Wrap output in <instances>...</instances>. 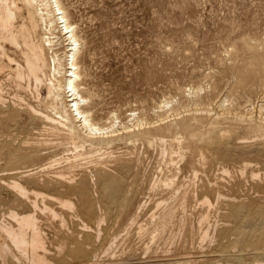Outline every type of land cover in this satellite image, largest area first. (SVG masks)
Instances as JSON below:
<instances>
[{
  "label": "bare ground",
  "instance_id": "1",
  "mask_svg": "<svg viewBox=\"0 0 264 264\" xmlns=\"http://www.w3.org/2000/svg\"><path fill=\"white\" fill-rule=\"evenodd\" d=\"M61 1L62 0H0V122L5 121L3 123V127L4 128L7 127L8 130H11L10 129L11 125H12L11 122L15 121V123H16V121H18V122L20 121L21 125H19V128H17V129H19L20 132H24V134H26V136H24V134H23V137H26V138L21 140L20 143H15L12 140L13 136H11V139H8L3 144V147L6 146V151H3V154H4L7 162L9 163V165L11 167L9 169H11L12 172L11 173L8 172L9 175L7 174L8 175L7 177L0 176V184L4 183L3 185H5L9 189H11L10 193H12L13 198L11 197V198L7 199V203H5L3 201L6 204V205L3 204V205H5V207L8 206L7 204L9 203L8 211L5 210L4 212H2L3 214L5 212H8L9 215L8 214L7 215L9 218L7 217V220H4V217L0 216L1 218H3V220H0V264H111V262H108V261L106 262V260L103 263L102 260L104 259V257L102 258L101 255H100L101 258H99V260L102 259L101 260L102 263H99L101 261H98V259H97V256H98L97 250H98V247L100 248V250L101 249L104 250V248H105V250L107 251V252L106 251L105 252L108 253V255H109L108 250L110 251L112 246L113 247L115 245L117 246V243L115 244V241L118 242L119 240H122V239H118L117 238L118 236H115V237L112 236L113 237L112 238L110 236L109 231H108L109 234H107L106 231L109 230L110 227L113 226V224L109 227V226H106L104 223L103 225L106 227H109V229H107L106 231L101 230L102 229V227H101L102 222H104L109 217V215L112 214L113 211H115L111 207V210L113 209V211L110 210V214L108 212V210H109L108 208L112 205V203L119 204L120 206H122V209H123V207H125V205L127 207H128V205H130V207H132L130 215H129L130 217L129 218L126 217L127 219H129V221L127 222L126 228H125L127 230H125L126 232L123 231V234H125V233L131 234V231L128 228L133 224H137L136 222L138 221V217L140 219L139 214L141 213V211H143L148 205H150L149 210H148V215H146L148 217H145L146 219L144 218V216H143L144 219L141 218L142 221L144 220V222H141V223L139 222V224H140L138 226L139 229L136 232V234H137L136 236H139L141 238V240H143L142 242L145 241L146 236L149 237V241L152 244H154L155 242L160 243V241H163L167 237L168 234H169L168 237L171 238L172 237L171 234L173 233V229L175 228V226H178L179 232L185 234V235H183L186 238L185 240H190L192 242V244H193V241H195V242L197 241L196 245L202 246V244L204 243L203 242L204 240H206V239L208 240L209 238L214 239L213 237H211V233H210L211 225L210 224L208 225V221L210 219L209 216L212 217L210 214V211H211L210 205H212L211 203H213L209 197V193L214 189L215 185L213 187L212 183H214L215 181H213V180L210 181L211 182V184H210V182H209L210 177L208 176V173H210V172L205 173L206 170H204V173L207 174V176H208L207 177L209 179V180L207 179L208 182H206V179H203V182H202L203 184L200 185L199 192L198 193L195 191L190 192V190H189L191 187L190 183H192L196 180L192 179L193 180V181L191 180L192 182L190 180H188V182L190 181V183H189L190 187L188 188L186 186V185H188L187 183L183 187L182 185L184 183L183 184L180 183L183 178H181L180 182L178 181L179 173L181 170L179 167L180 165L177 166V163L186 159L187 165L188 166L190 165L194 169V173L196 175L197 174L196 171L198 169L195 167L196 165H194L195 164L194 159H195V155H196L195 150H197L196 148L198 147L199 148L198 151H199L200 146H202V144H203V145L207 146L208 152L210 150L212 151V149H210V150L208 149V143H210L211 138L215 139V138H213L214 136H212V135L214 133H216V136H217L218 131L211 125H210L211 127L208 126L209 128H207L206 131L200 130L199 127L197 126L198 124L200 125V123H198L196 125L195 123L192 122V120L194 118H196L192 114L193 118L189 116L188 119H185V120L183 119L179 123L180 128H181V130L179 132L182 131V133L184 132L185 135L187 136V143L185 142L183 144L181 141L183 136H182V138L179 137L180 139L178 138V136H177V138L174 137L175 135L173 136V133H174L173 131H175L176 128H174V130H172L173 128L170 126V124L167 125V128H165L163 126H153V124L150 126H148V125L146 126V124H149L151 122L149 121L147 123V120L145 122H143L145 119L141 120L142 119L141 118L140 120L137 119L136 123L133 122L132 125H128L129 122H128V124H126V121H125V124L123 122H121L124 125L122 124V127L118 128V127H116L117 125H115V122H118L117 120L116 121L114 120L115 122H112V120L110 119V121L112 123L107 127L103 126V124L101 126V125H99V122L97 123V121H94L92 118L93 115L91 116L89 109L84 105V103H85L84 101L87 100V97H85V94L83 95V92L81 93V91H80L81 84L84 83L82 81V75L85 73H83V71H81L80 65L82 64V62H79V60H78V59H80V58H78V54H80L79 53L80 52V41H79V38L77 37V33H76L77 27L75 26L74 22H72L70 20V18H69L70 15L68 14L66 7H64V4H62L63 2H61ZM56 29H58V30H56ZM55 30L59 31L60 36L54 35V33H56ZM56 37L62 38L61 42H64L63 43L64 44V51H63L62 56H59L57 53H55L53 51V45H55L54 38H56ZM49 50H52V51H50V53H49ZM79 63H81V64L79 65ZM263 63H261V59H260L259 61L256 60V62L251 63V66L248 65L249 69L246 71V74L245 73L243 74V77L259 76L260 80L264 81V64ZM1 78H2V80H1ZM3 79L5 81H8V83L7 82L4 83ZM6 84L11 86L9 88L13 89L12 90L13 92L9 91L8 89L6 92V87H8V86H5ZM43 87L45 88V91H46L45 95H43V92H42ZM31 90L33 91L31 93H33L34 99H36V100H28L26 98V96L23 94V92L31 91ZM11 93L13 95V96L11 95L12 98L10 97ZM245 101H246V99H245ZM207 105H205V106H207ZM238 105H240V104H238ZM263 105H264V103H263ZM184 106L185 105H183V108H184ZM186 106H188V105H186ZM203 106H204V104H203ZM176 107H178L177 104H176ZM188 108H191V107H188ZM192 108L187 109L186 113H187V111L191 112ZM208 108H204V109L209 110ZM263 109L264 108H262V110ZM202 110H203V108H202ZM226 110L227 109H225V111ZM51 111H53L54 113ZM177 111L174 113L175 115L180 114V111L178 113H177ZM198 111L201 112V110H198ZM164 112H167V110L166 111L163 110V113ZM168 112H169V110H168ZM163 113H161V114H163ZM209 113H211V112H209ZM219 113H217V116L214 115V118H215V119L213 118L214 120H217V119L219 120V118H221V117L216 118L219 116L218 115ZM235 113H236V111H235ZM164 114H167V113H164ZM227 114H230V113L227 112ZM227 114H225V115H227ZM249 114H250V112L246 113V114L244 113L242 115L240 114L239 115L240 117H236L237 114L236 115L234 114V115H235V118L239 119L240 121L242 120L243 122H245V124L247 121L248 128L250 127L249 132H251V131L260 132L261 131L263 133L264 121H263V123H261L262 121L257 122V123H252L253 122L252 120H254L255 118L252 119V117ZM163 115H161V117ZM220 115H221V113H220ZM222 115H223V112H222ZM170 116H172V114H170ZM208 116H210V115H208ZM253 116L255 117V115H253ZM137 117H140V116H137ZM170 118H172V117H170ZM228 118L229 117H227V119ZM262 118H264V116ZM162 119H163V117H162ZM213 119H211V120H213ZM225 119H226V117H225ZM229 119H230V122H231V119L233 120V118H229ZM148 120H150V119H148ZM195 120H197V119H195ZM211 120H210L209 124H211ZM239 120H237V121H239ZM202 121H203V119H202ZM259 121H260V119H259ZM18 122H17V124H18ZM154 122L155 121H153V123ZM207 122H209V121H207ZM220 122H222V121H220ZM216 123L218 124L219 121ZM215 124H214V126H215ZM230 124L231 123H229V126H230ZM141 125H143V126H141ZM201 125H202V122H201ZM212 125H213V122H212ZM224 125H226V124H224ZM138 126H141V127L139 128ZM222 126H223V124L221 125V127ZM238 126H240V125H238ZM241 127L243 128V124ZM244 127H246V125H244ZM143 128H145V129H143ZM17 129L14 128V131H17ZM246 129H247V127H246ZM2 130H5V129H2ZM55 130H57V131H55ZM153 130L155 131L154 135H152V133H154ZM237 130H238V128H237ZM237 130L235 129V131H237ZM239 130L241 131L242 129H239ZM247 130H245L247 132L246 135H248V133H249ZM46 131H52V132L54 131V133H55L54 135H56L57 137L60 134L62 136V138L66 140V145H67V143L68 144L71 143V145L64 147L63 146L64 145L63 139L62 140L60 139L62 142L59 143L60 140H58L56 142H52L53 140H52V138L50 139V136L49 137L46 136V138H45V135H44V137H42V135L44 134L43 132H46ZM151 131H153V132L151 133ZM167 132H168V135H166ZM220 132H221V130H220ZM221 133L222 134L218 133V135L220 134L219 135V136H221L220 138L223 139V137H222L223 132H221ZM45 134H47V133H45ZM50 134H52V133H50ZM178 134H180V133H178ZM243 134H245V133L243 132ZM180 135H182V134H180ZM260 135H262V134H260ZM20 136H21V134H20ZM20 136H18V137H20ZM56 136H55V140L57 139ZM156 136H159L158 142L160 145H162V149H161L162 151L161 152L164 153L163 154V157H164L163 160L166 158L165 159L166 160L165 162L167 163V166H165L166 171L164 172V170L162 169V168H164V166H163L160 170V173H158L159 172L158 171L157 172L158 174L156 173V175H154V173H153V176H152V173L150 172L151 176H149V178H148L147 191H146V189L144 191V188H143V191L145 192V194H144L145 199L141 198V200H139L138 203L136 201V204H137L136 206H134V205L131 206L133 195H129V194L134 193V196H135V193L137 192L136 190L139 189L138 185L140 186V184H138L139 183L138 182L139 176L144 174V171L139 173L141 171L142 167L140 168V171H139V169H137V167L139 168L138 158H128L129 157L128 155H126V158H125V156L124 157L120 156L119 154H120V152H122L123 149H119V150H121L120 152L117 150V152H119V153H117L115 148H114L113 143L116 140L118 141V140L123 139V140H127L126 144L127 143L129 144L130 139H133L136 137L135 141H136V139H142L145 141L144 143H146L148 145V143L150 144L152 142V140L154 139V137H156ZM164 136H166L165 137L166 139H164ZM167 136H169V137L173 136L174 137V138L172 137L173 139H171V137H170L171 140L169 139L170 140V142L168 143L169 149L166 147L167 142L166 143L164 142L167 140ZM250 136H249L248 140H250ZM3 137L5 138V136H3ZM238 137H240V136L238 135ZM238 137H236V138H238ZM242 137H243V135H242ZM8 138H10V137H8ZM259 138H258V140H259ZM230 139H232V138L229 137V140ZM123 140H121V141H123ZM233 140H234V138H233ZM239 140H242V139L239 138L238 141ZM248 140L246 142H248L251 145L255 144V146H256V143L253 142V140H251V142H253V143H251ZM256 140H257V138L255 139V141ZM262 140H264V138ZM16 141H18V139H16ZM138 141H140V140H138ZM138 141H136V142H138ZM235 141H237V140H235ZM244 141L245 140H243L242 142H244ZM211 142H213V140ZM215 142H217V140ZM224 142H226V141H224ZM232 142L230 140V143H232ZM239 142H241V141H239ZM230 143L227 142V144H230ZM233 143H235V142H233ZM233 143H232V145H233ZM248 143L245 144V142H244L243 144L246 146H251ZM124 144H122V145H124ZM191 144H194V147H192ZM263 144H262V146H263ZM118 145H120V144H118ZM132 145H134V144H132ZM214 145L217 147L216 144H214ZM226 145H224V146H226ZM236 145L237 144H235V146ZM129 146H131V145L129 144ZM135 146L136 145L132 146L131 149ZM224 146H223V148H224ZM246 146H245V148L249 149L248 151H251L250 148H247ZM257 146L259 147V145H257ZM257 146H256V151H254V150H252V151L257 152V150H258ZM118 147H120V146H118ZM187 147H188V149L190 147H192L195 150L192 149V151L188 152L186 150ZM231 147H230V150L228 149L229 152L231 150H236L235 148L231 149ZM113 148L118 155L117 154L115 155ZM121 148H123V147H121ZM143 148H144V145L142 146V149ZM148 148H149V145H148ZM236 148H238V146ZM3 149H5V148H3ZM131 149H130V151H131ZM135 149L137 151L138 148L135 147ZM142 149L140 148L138 150L140 151ZM240 149L243 150L242 148H240ZM251 149H253V148H251ZM263 149H264V147L262 148V150ZM44 150L47 151L46 155L44 154L45 152H43ZM126 150L123 151V152H125V154L127 152L130 153V151L126 152ZM149 150H148V153H149ZM202 150H204V149H201L199 151L200 153L197 152V154H198L197 157L200 155V157H199L200 159L197 160V162L199 161V163H200L201 159L207 158L204 155L206 153V151H205V153H203ZM213 150H214V148H213ZM259 150H261V148H259ZM67 151H68V153H65ZM222 151H223V149H222ZM236 151L238 153L239 150L237 149ZM236 151H235V153H236ZM245 151H247V150H245ZM91 152H93V153H91ZM145 152H146V149H145ZM208 152L206 154L207 156H208ZM221 152H219V153H221ZM62 153H64V154H62ZM113 153H114V155H113ZM131 153H132V151H131ZM131 153H130V155H131ZM139 153H142V152H139ZM248 153L249 152H246V155ZM58 154L59 155L62 154V155H60L61 157L60 156L57 157ZM132 154H134V153H132ZM137 154H136V156H137ZM250 154H251V152H250ZM254 154H256V153H254ZM71 155H72V157H70ZM148 155L145 154L144 156H148ZM252 155H253V152H252ZM261 155H262V153H261ZM47 156H48V159L50 158L51 160L46 159L48 161L44 160L45 162H39V163L36 162V163L32 164L36 160H39V159H41L43 157H47ZM134 156H135V154H134ZM161 156H162V154H161ZM214 156L215 155H213V157ZM219 156L221 157L222 154H220ZM258 156H260V154H258ZM62 157H65V159H67L66 160L67 166H63L64 163H62V165H60L61 164L60 162L62 161ZM131 157H133V156H131ZM210 158L208 157V159H210ZM214 158L216 160V157H214ZM234 158H235V156H234ZM65 159H64V161H65ZM146 159L147 158H145L143 160L146 161ZM157 159H159V158H157ZM161 159H162V157H161ZM222 159H218V160L221 161ZM149 160H148V163H149ZM205 161L207 162V160H205ZM219 161L217 163V166L219 165L221 167V163L219 164ZM232 161H234V160H232ZM242 161L239 164H241L240 166L243 170L246 169L245 171H247L248 164H245V163L243 164ZM249 161H251V160L249 159ZM254 161H257V160L255 159ZM151 162H152V160H151ZM225 162H226V160H225ZM245 162H247V161H245ZM258 162H260V161H258ZM8 163H7V166H8ZM146 163H147V161H146ZM56 164H58L57 168L55 167ZM208 164L209 163H207L206 165H208ZM213 164H215V163H213ZM2 165L4 166L5 163L3 164V162H2ZM31 165H33V167ZM199 165L203 166V164L201 165V163ZM232 165H234V164L232 163ZM258 165H256V166L258 167ZM151 166H153V165H151ZM222 166H225V168L223 167V169L222 168L220 169L218 167V168H216V170L220 169L221 172L227 171V173H228V170L226 169V167H229V166H226L224 164ZM234 166H233V168L236 169L235 168L236 166L235 167ZM143 167H144V165H143ZM214 167H215V165L212 168H214ZM238 167H237V169H238ZM147 168L149 169L150 167H147ZM147 168H145V169H147ZM151 168H153V167H151ZM181 168H183V167H181ZM195 169H197V170L195 171ZM203 169H206V168H203ZM230 169H232L231 166H230ZM234 169L231 170V174L235 173L234 175H236L237 172L239 171V169L237 172ZM258 169L259 170H255L254 166H253V168L252 167L250 168V172L252 173L253 177L254 176L259 177V176L255 175L254 172L262 170V169L260 170V165H259ZM216 170H215V173L218 172L217 173L218 177H220L221 174H222V176L224 175L223 172L221 173L219 170H217V172H216ZM153 171L155 172L154 169H153ZM182 171H183V169H182ZM188 171L191 172L192 170H188ZM212 171L214 172L213 169H212ZM233 171H235V172H233ZM262 171L259 173H262ZM2 172H5V171H2ZM2 172L0 171V174ZM219 172H220V175H219ZM6 173H7V171H6ZM139 174H141V175H139ZM185 174L183 175V177L185 176ZM225 174H226V172H225ZM262 174L259 177V179H261V181H262V179H264V177L261 178L263 176ZM190 175H191V173H190ZM195 175L193 177H195ZM210 175H212V172ZM242 175H243V177H245V179H247V180L249 179V178H246L247 176H244V173L241 174L240 176H242ZM246 175H248V174H246ZM188 176H189V172H188ZM198 176H200V175H198ZM198 176H197V178H198ZM216 177L217 176H215L214 178H216ZM243 177H241V178H243ZM142 178H144V177H141V179ZM189 178H190V176H189ZM189 178H187V179H189ZM197 178H195V179H197ZM202 178L203 177L201 176V179ZM232 178L236 179L237 177L236 178L232 177ZM220 179L224 180L223 178H220ZM129 180H131V181L134 180V181L129 182ZM136 180L138 182L137 184L135 182ZM145 180H147V179H145ZM184 180H185V177H184ZM204 180H205V182H204ZM222 180L220 182H222V184H223L224 181H222ZM247 180H246V183H247ZM253 180H254V178H253ZM255 180H256V178H255ZM141 181L143 182L144 179ZM198 181L200 182V180H198ZM228 181L226 180V182H228ZM232 181H235V180H232ZM232 181H230V182L232 183ZM242 181H243V179H242ZM250 181H251V176H250ZM134 182H135V184H134ZM144 182H143V184H144ZM230 182H228V183H230ZM258 182H260V181L258 180ZM263 182H264V180H263ZM246 183H245V185H248ZM251 183H252V181H251ZM255 183H257V182H255ZM234 184L237 186L236 183H234ZM238 184H239V182H238ZM242 184H244V183H242ZM260 184H259V186H260ZM3 185H1V186H3ZM219 185L222 186L221 183ZM257 185H258V183H257ZM223 186H229V185L223 184ZM235 187L233 190H235ZM240 187H242V186H240ZM240 187L237 188V190L238 189L243 190V188L245 186H243L242 189H240ZM246 187H249V186H246ZM46 188L53 190V193H49L48 191H50V190H47ZM227 188L228 187H226L225 189L227 190ZM254 188H258V187L256 186ZM3 189H6V188H3ZM226 190H224V191H226ZM251 190H254V189L252 188ZM259 190H260V187H259L258 191ZM220 191L221 190L218 189L217 194H219ZM230 191H231V187H230ZM244 191H246V190H244ZM244 191H242V192H244ZM247 191H248V188H247ZM258 191H254V195H255V192H257L256 193L257 195H260V194H258ZM260 191H259V193H262ZM262 191H263V189H262ZM235 192H236V190H235ZM231 193H232V191H231ZM233 193H234V191H233ZM139 194H141V193H139ZM219 195L221 196V195H223V193H220ZM225 195H227V194H224V196ZM231 195L228 194L227 196H229L230 199H232L236 196V195L234 196V194H233L234 197L231 198L230 197ZM242 195H244V193ZM257 195H255V196L257 197ZM120 196H123V198H119ZM130 196H131V198H130ZM217 197L219 198V196H217ZM240 197H242V196L240 195ZM256 197H252V199H254V198L257 199ZM259 197H258V199H260ZM223 198L224 197L222 196V199ZM244 198H245V196H244ZM220 199H218V200L215 199V200L219 201ZM230 199L225 197L222 201H223V203L224 202L228 203V205L232 204L233 208L231 210V213L233 215H236L239 213V210L236 208V205L238 204L237 203L238 200L241 198H239V199L236 198V199H238L237 202L232 201ZM248 199L246 198L245 200L246 201L248 200V202L253 201V200L251 201L250 198H248ZM262 199L264 201V198H262ZM134 200H136V199L135 198L133 199V203H134ZM137 200H138V198H137ZM245 200H241V201H245ZM2 203H0V204H2ZM220 203L221 202H218V204H220ZM55 204H57L58 206L56 207ZM218 204H216V206ZM113 205L115 208V204H113ZM225 205H227V204H225ZM250 205H254V204L252 203ZM257 205H259V204L257 203ZM102 206H103V208H102ZM238 207H247L246 211L248 213L246 212V214H248V218H246V217H244V218H246L245 220L247 221L246 223H248V224L254 223V221L256 219V218L254 219V217L258 212H261L262 214H264V206H261V203H260V206H258V207L257 206L251 207L249 205L247 206L246 203L240 204V202H239ZM116 208H117V206H116ZM214 208L215 207H213L212 209H214ZM216 208H218V207H216ZM223 208H221L222 209V211L220 210L221 212H223ZM219 209L220 208H218V211H219ZM119 210H121V209H119ZM189 210H190V212L187 213ZM126 211H127V209H126ZM118 212H120V211H118ZM118 212H116V213H118ZM121 212H122V210H121ZM120 213H119V215H120ZM127 213H128V211H127ZM226 213H227V211H226ZM194 214L198 215V217H196V218H198V223H199V224L197 223V225H198L197 229L194 226V224L192 223V220L194 221V219L192 218V217H194ZM213 214H214V212H213ZM220 214L221 213H219V217H221ZM243 214L244 213H242V215ZM222 215H223V213H222ZM48 217L49 218L50 217H53V218L57 217L59 219V227L57 226L58 228H56V227L54 228L52 226L53 223H49V225H45V226L51 225L52 228H54L55 230L58 229L56 232L51 233L52 234L51 237L48 236L49 231H48V233L46 232L47 229L45 230V226H43V223H42V220L43 219L47 220ZM67 217H70V220L73 217H77L80 220V222L78 221L79 223L76 222L77 219H76V221L74 220L75 223L73 224L74 221H72L73 220L72 219L71 220L72 222L70 224V225L73 224L74 227L79 225L78 226L79 230L76 229V227L74 228L73 225H72V227L68 226L69 225L68 224L69 218L67 219ZM119 217L116 214L115 218H119ZM219 217H218V219H220ZM110 218H108V219H110ZM112 218H114V217H112ZM237 218H238V216H237ZM85 219L88 221H86ZM222 219H225V218L222 217ZM227 219H228V217H227ZM239 219H242V218L240 217ZM258 219H256V221ZM112 220H111V222H112ZM228 220L234 221L233 217H232V220L230 218ZM47 221H49V220H47ZM50 221H55V220H50ZM107 221H106V223H108ZM114 221H117V219H114ZM218 221L220 222V220H218ZM261 221H259V223ZM55 222H54V224H55ZM117 222H118V224L115 223L116 224L115 226H116V228H118V231L120 230V232L122 233L121 229L117 226V225H120L119 224L120 221H117ZM219 222L217 224L220 225ZM228 222H224V223L230 224V222L229 223ZM237 222H234V224ZM209 223H211V221H209ZM222 223L223 222H221V224ZM232 223L230 224L231 225L230 227L233 229ZM242 223L244 224L245 222L242 221ZM213 224H216V223H214V221H213ZM213 224H212V226H213ZM240 224H241V222H240ZM258 224H255L256 228L257 227L262 228V226L264 225L263 223H262L263 224L262 226H260ZM219 225H216V227ZM51 226H50V228H51ZM55 226H56V224H55ZM220 226H222V225H220ZM223 226H225L227 228L228 225L226 226L223 224ZM122 227L124 228L123 225H122ZM214 227H215V225H214ZM214 227H212L213 230H215ZM230 227H228V228H230ZM241 227H243V226H241ZM170 228H171V230L169 231ZM209 228H210V230H209ZM217 228H220V231L224 230V228H222L223 229L222 230L221 227H217ZM239 228H240V226H238V229ZM261 228H258V229H261ZM258 229L256 230V232H258ZM176 230L177 229H175V231ZM213 230H212V232H213ZM110 231H112V230H110ZM168 231L170 233H168ZM216 231H218V230H216ZM250 231H252V230H250ZM50 232H51V229H50ZM101 232H106L107 235L105 237L103 236L104 238H103L102 242L99 241L100 245L98 246L96 244V241H98L97 238H99L101 236ZM229 232H230V230H229ZM216 233L218 234L220 232L218 231ZM233 233H235V232H233ZM237 233H238V235H237ZM237 233H235V235H237L239 238L236 240V242H235L236 236L235 237H229V235H228V237L231 238L232 240L234 238V242H233L234 244L233 245L229 244V245H227L228 246L227 247L226 244L225 245H220V244L218 245L217 244L218 246L213 248V250H210L211 253H209L210 251L200 250V251H196V252H189L188 254H186L187 252L186 253L182 252L184 254V256L180 255V254L177 255V253L174 254L172 252H171L172 256H169L168 258H166V256H164V254H163V256L166 258V260H170L171 262H174L175 264H192V263L194 264L197 261H201V263H203V261H204V263H205V261H206V263L212 262L211 264H216V263L222 264L223 261L224 262L225 261H228V262L234 261V262H240L238 264H242L241 262L243 261L244 256H246L247 258L249 257L250 260L251 259L253 260V262L251 264H262V262H264V259H263L264 258V232L262 231V233L258 232L259 234L251 235V234H248V232L245 229L241 228L240 230L237 231ZM117 234H120V233H117ZM123 234H122V236H124ZM223 234L224 233L221 234L222 236L220 235L218 237L224 238ZM114 235H116V234L114 233ZM134 235H135V233H134ZM174 235H173V237H175ZM177 235L175 238H177ZM58 236H59V238H58ZM119 236L121 237V234ZM131 236H132V234H131ZM231 236H234V235L231 234ZM127 237H128V239H130V235ZM121 238H123V237H121ZM134 238H135V236H134ZM175 238H174V240H175ZM180 238H182V237L180 236ZM221 238L219 239V242H220V240H222ZM171 239H173V238H171ZM211 239H209V243H210ZM224 239L226 240V238H224ZM123 240H125V239H123ZM134 240H136V239H134ZM180 240L181 239H179V241ZM129 241H131V240H129ZM129 241H127V242H129ZM136 241L135 242L133 241L135 243V245H136ZM165 241L166 240H164V242ZM168 241H169V238H168ZM213 241L217 242L218 240L214 239ZM147 242L148 241L146 240V243ZM150 242L148 244H146L144 242L148 246L145 247V245H144V248L142 246L143 249H141V251H139L137 249L138 246L136 249H134V250H138L139 252H141L142 253L141 255L144 256L143 258L137 257L135 255V252L133 253L130 250L131 253H130V251H129V253L130 254L133 253L136 257H134L132 254V257L128 256L129 259L127 258L128 259V260L126 259L127 261H125V259H123L124 258L123 257V258L115 259L116 262H114V260H111V261H113L112 263H114V264H148V263H157L158 262V264H159V262H161V260H162L160 257H162V256H160L157 252H159V250L163 249V248H159V250L157 252L154 251L158 255L153 252L154 254L150 253L148 256H145L146 253H148L151 250ZM228 242H230V241H228ZM118 243H120V242H118ZM159 243H158V245H159ZM167 243H169V242H167ZM171 243H169V245ZM182 243L184 245V242H182ZM197 243H199V244H197ZM222 243H224V242H222ZM238 243H240V244L241 243H244V244L250 243L251 248L245 250L243 248V246H241V245L239 246ZM113 244H115V245H113ZM121 244H120V246H122L121 248H123L124 246ZM130 244L131 243H128V246H130ZM179 244H181V242ZM192 244H190V245H192ZM132 245L133 244H131V246ZM158 245H156V247ZM206 245H204V246H206ZM128 246H127L126 251L129 250ZM133 246L131 247V249H133ZM174 246H176V245H174ZM180 246L182 247V245H180ZM184 246H183V248H184ZM193 246L194 245H192V249H193ZM210 246L207 245V247H209V248H210ZM117 247H116V249H117ZM152 247H153V245H152ZM162 247H163V244H162ZM212 247H213V244H212ZM234 247H239V248L233 249ZM154 248H152V249H154ZM168 248H169V246H168ZM171 248H174V247H171ZM123 249H121V250H123ZM165 249H163V251ZM175 249L178 250L177 247ZM200 249H202V247H200ZM203 249H206V248L204 247ZM114 250H115V248H114ZM138 251H136V252L139 254ZM171 251H173V249H171ZM119 252H118V254L121 255V253H119ZM165 252L168 253L166 250H165ZM103 253H104V251H103ZM116 253H117V251H116ZM116 253L113 252L114 255H112V256L115 257ZM124 253H123V255L126 254V253L125 254ZM118 254H116L117 257L120 256ZM105 255H103V256H105ZM110 256H111V254H110ZM114 257H111V259ZM260 260H263V261L260 262ZM171 262L170 263L167 262V263L171 264ZM246 263H248V260ZM198 264H200V263H198Z\"/></svg>",
  "mask_w": 264,
  "mask_h": 264
},
{
  "label": "rangeland",
  "instance_id": "2",
  "mask_svg": "<svg viewBox=\"0 0 264 264\" xmlns=\"http://www.w3.org/2000/svg\"><path fill=\"white\" fill-rule=\"evenodd\" d=\"M61 2H63L62 4H64V7H66L68 14L70 15L69 16L70 20L72 22H74L75 26L77 27L76 33H77V37L79 38V41H80V52H79L80 54H78V58H80V59H78V60H79V62H82V64L79 63V65L81 64L80 65L81 71H83V73H85V74L82 73L83 74L82 75V81L84 83L81 84L80 91H81V93L83 92V95L85 94V97H87L88 101L87 100L84 101L85 102L84 105L89 109L91 116L93 115L92 118L94 121H97V123L99 122V125H101V126L103 124V126L107 127L112 122H115L117 120L118 122H115V125H117L116 127H118V128H121L122 124L123 123L125 124V121H126V124H128V122H129L128 125H132L133 122L136 123L137 119L140 120L141 118H142L141 120L145 119L143 122H145L146 120H147V123L149 121L151 122L149 124H146V126L147 125L150 126L153 124V126H163V127L167 128V125L170 124V126L173 128L172 130H174V128H176V130L173 131L174 132L173 136L175 135L174 137H176V138H177V136H178V138L179 137L182 138V136H183L181 141L184 144L185 142L187 143V136L185 135L184 132L183 133H182V131L179 132L181 130L179 123L183 119L184 120L188 119L189 116L193 118V116H192V114H193L194 117H196V118H194L192 120V122L195 123L196 125L198 123H200V125L199 124L197 125L200 130L206 131L207 128L213 126L218 131V133L222 134L221 132H223V136H222L223 139L220 138L221 137V136H219L220 134L218 135V133H217V136H216V133H214L215 135L212 133L213 134L212 136H214L213 138H215V139L211 138L210 143H208V149L209 150L212 149V151L210 150L208 152L207 146H205L203 144H202V146H200V150L204 149V150H202L203 153H205V151H206V153L204 155L207 157L206 159L200 160V163H201V165L203 164V166L199 165L200 164L199 161L197 162V160L200 159L199 158L200 155L197 157V155H198L197 152L200 151V150L198 151L199 148L197 147L196 148L197 150L192 148V147H194V144H191L192 147L189 148L190 150L188 149V147H187V149L185 148L188 152L192 151V149L196 151V155H195V159H194V161H195L194 165H196L195 167L200 171L199 172L197 169H195V171L197 170L196 173L200 176H198L197 174L195 175L194 169L190 165L189 166L187 165L186 159L177 163V166L180 165L179 167L181 170L179 173L178 181L180 182L181 178H183L180 182L182 184L184 183L182 185L183 187L187 183L188 185H186V186L189 188L190 187L189 183L192 179L197 181V182L196 181L192 182L193 180L191 181L192 183H190L191 187L189 189L190 192L195 191L198 193L199 189H200V185L203 184L202 183L203 179H206V182H208L209 179H210L209 182L212 180L215 181L214 183H212V186L214 187V185H215V187L209 193V197H210L211 201L213 202V203H211L212 205H210V208H211L210 210L212 211V212L210 211V214L212 217L214 216L215 218L213 217L214 218L213 219L212 217L209 216V218H210L209 221H211V223H209V221H208V225L209 224L211 225V227H210L211 230L209 228L210 233H211V237H213L215 240H218L217 241L218 243L216 241H213L214 239L209 238L212 240V241L210 240L211 244L209 243V239L208 240L206 239L207 241L204 240L203 241L204 243L202 244V246L196 245L197 241L196 242L193 241V244H192V242L190 240H185L186 238L183 236L185 234L179 232L178 226H175V228L173 229V233L175 235L173 233L171 234L172 235L171 238H173V239L168 237V235H169L168 234L167 237L164 239V240H166L165 242H164V240L160 241L161 244L159 242H155L154 244H152L149 241V237L146 236L144 242L146 243V240L148 241L146 244H148L150 242L151 250L148 253H146L145 256H148L150 253L154 254L155 252H157L159 250V248L165 249L166 247L168 248V246H169L170 249L169 248L165 249L168 253H166L165 250L163 251V249H160L159 252H157L160 256H162V257L159 256L162 259L161 260L162 263L159 262V264L160 263L161 264H163V263L169 264L171 261L166 260V258H168L169 256H172V253H174V254L177 253V255L180 254V255L184 256L183 253H186V252H187L186 254H188L189 252H196V251H200V250H203V251L213 250V248H215L219 244L220 245L226 244V246L229 244L233 245L234 244L233 243L234 238L232 240L229 237H235L236 236L235 237V242H236V240L239 238L237 236L238 235L237 231L240 230L241 228L245 229L248 232V234H251V235L262 233V231L264 232V225H263L264 224V214H262L261 212H258L255 215L254 219L255 218L258 219L260 217L258 220L259 221L262 220L261 222L263 223V224L261 222L259 223V221L258 220L256 221V219H255V221H254L255 224L259 223L258 225H260V226L263 225L262 228L261 227L256 228V225L254 223L253 224L246 223L247 221L245 219L248 218V214H246L247 207H238L239 202H240V204L246 203L247 206L249 205L251 207H256V206L258 207V206H260V203H261V206H264V201L262 199V198H264V182H263L264 179H262V181H261V179H259V177L262 173H263L262 174L263 176L261 178L264 177V153H263L264 149L262 150V148L264 147V144H263L264 140H262L264 138V136H263L264 131H263V133L261 131H260L261 133L256 132V131H251L252 133L254 132L252 134L251 132H249L250 127L248 128L247 121L245 124V122H243L242 120L240 121L239 119L235 118L236 114H237L236 117H240L239 116L240 114L242 115L244 113L246 114V113L250 112L249 115L252 117V119L255 118L254 120H252L253 121L252 123H257V122H261V121H262L261 123H263V121H264L263 120L264 118H262L264 116V109L262 110V108H264V105H263V103H264V81L260 80L259 76L243 77V74L244 73L246 74V71L249 69L248 65L251 66V63L256 62V60L259 61L260 59H261V63L264 62V0H62ZM56 30H58V29H56ZM56 30H55V32L57 34L54 33V35L60 36L59 31H56ZM54 40H55V45H53V51L55 53H57L59 56H62L63 51H64V44H63L64 42H61L62 38L56 37V38H54ZM50 51H52V50H49V53H50ZM1 80H2V78H1ZM3 82L8 83V81H5L4 79H3ZM5 86H8V87H6V92H7V89L9 91L13 90V89L9 88V87H11L10 85L6 84ZM31 92H33V91L32 90L26 91V92H23V94L26 96V98L28 100H36V99H34V95ZM42 92H43V95H45L46 91H45L44 87L42 88ZM11 95H12V93L10 94V97L12 98L13 95L12 96ZM245 99H246V101H245ZM176 104L180 109L178 107H176ZM203 104H204V106H203ZM238 104H240V105H238ZM183 105H185L184 108H183ZM186 105H188V106H186ZM205 105H207V106H205ZM188 107H191V108L193 107V108H192L191 112L187 111V113H186L187 109H191ZM202 108H203V110H202ZM204 108H208L209 110H206ZM225 109H227V110L225 111ZM163 110L164 111L167 110V112H164L167 114H164ZM168 110H169V112H168ZM198 110H201V112ZM176 111H177V113L180 111L181 115L180 114L175 115L174 113ZM235 111H236V113H235ZM51 112H53V111H51ZM209 112H211V113H209ZM219 112L221 113V115ZM222 112H223V115H222ZM227 112L230 114H227ZM161 113H163L164 115ZM217 113H219L218 114L219 116L216 118H219V117H221V118H219V120L218 119L214 120L215 119L214 115L217 116ZM170 114H172V116H170ZM225 114H227V115H225ZM136 115L140 116V117H137ZM161 115H163L162 116L163 119H162ZM208 115H210V116H208ZM253 115H255V117ZM170 117H172V118H170ZM225 117H226V119H225ZM227 117L233 118V120L231 119V122H230V119L229 118L227 119ZM110 119L112 120V122L110 121ZM148 119H150V120H148ZM195 119H197V120H195ZM202 119H203V121H202ZM211 119H213V120H211ZM259 119H260V121H259ZM210 120H211V124H209ZM237 120H239V121H237ZM153 121H155V122L153 123ZM207 121H209V122H207ZM218 121H219V123L217 124L216 122H218ZM220 121H222V122H220ZM4 122L5 121L0 122V134H1L0 135V141H1L0 142V161H1L0 162V165H1L0 168L2 169V170L0 169V171L1 172L5 171V172H2L3 174L4 173L5 174L3 175L1 173L0 176L7 177L9 175L8 172L11 173L12 170L9 169L11 167H10L9 163L7 162V160L3 154V151H6V146L3 147V144L8 139H11V136H13L12 140L15 143H20L21 140L25 139L26 137H23L24 132H20L19 129H17V128H19V125H21L20 121L19 122L16 121V123H15V121L14 122L12 121L11 122L12 125L10 128L11 130H8L7 127L6 128L3 127ZM17 122H18V124H17ZM121 122H123V123H121ZM201 122H202V125H201ZM212 122H213V125H212ZM229 123H231L230 126H229ZM214 124L216 127L214 126ZM222 124H223V126L221 127ZM224 124H226V125H224ZM237 124L240 126H238ZM242 124H243V128L241 127ZM244 125H246L248 130L246 129V127H244ZM141 126H143V125H141ZM141 126H138V127L140 128ZM14 128H16L17 131H14ZM237 128H238V130L242 129L241 130L242 132L239 130L241 132L240 133L237 130ZM2 129H5V130H2ZM143 129H145V128H143ZM235 129L237 131H235ZM220 130H221V132H220ZM245 130H247L249 132L248 135H246L247 132ZM55 131H57V130H55ZM153 131H151V133ZM243 132L245 134H243ZM43 133L44 134L42 135V137H44V135H45V138H46V136L47 137L50 136V139L52 138V140H53L52 142H56L60 139L61 140L63 139L60 134H59L60 136L57 134L58 132L56 133L58 135V137L56 135H54L55 134L54 131L53 132L52 131H46ZM45 133H47V134H45ZM50 133H52V134H50ZM178 133H180L182 135H180ZM20 134H21V136H20ZM154 134H155V131H154V133H152V135H154ZM260 134H262V135H260ZM166 135H168V132L166 133ZM238 135L240 137H238ZM242 135H243V137H242ZM3 136H5V138ZM18 136H20V137H18ZM24 136H26V134H24ZM55 136L57 138L56 140H55ZM249 136H250V140H248ZM8 137H10V138H8ZM165 137L166 136H164V139H166ZM170 137L167 136V140L164 141L165 143L167 142L166 147L168 149H169L168 143L170 142L171 139L174 138V137L173 138L171 137V139H170ZM229 137L232 138V139H230L231 142L232 141L235 142V143L232 142L233 145H232V143H230ZM236 137H238V138H236ZM135 138L130 139V141L128 140L130 142L129 144L131 146H129L128 143L126 144L127 140H123V139H121L123 141H121V140L117 141L116 140L113 143L116 152H117V150L120 152L121 150H119V149H123L122 152H120V154H119L120 156H122V157L125 156V158H126V155H128L129 156V157L127 156L128 158H138L139 168L137 167V169H139V171H140V168L142 167L141 171L139 173L144 171V174H142L143 176L141 174H139V175H141V176H139V179H138L139 183L137 182V180L135 181L136 184L137 183L140 184V186L138 185L139 189L136 190L137 192L135 191L136 192L135 196H134V193L129 194V195H133L131 206H133V205L136 206L137 205L136 201L138 203L139 200H141V198L145 199V196H144L145 192L144 191H145V189L147 191L148 178H149V176H151V173H152V176H153V173H154V175H156V173L158 171H159L158 173H160V170L163 166H164V168H162V169L165 172L166 171L165 166H167V163L165 162L166 158L163 160V158H164L163 154L164 153L161 152L162 151L161 150L162 145H160L158 142L159 136L154 137V139L152 140V142L150 144L148 143L149 148H148V145L146 143H144L145 142L144 140L136 139V141L140 140V141L136 142ZM233 138H234V140H233ZM239 138L242 139V140H239L241 142L238 141ZM256 138H257V140L259 138V140L255 141ZM16 139H18V141H16ZM61 140L59 143L62 142ZM212 140L214 143L211 142ZM216 140H217V142H215ZM235 140H237V141H235ZM243 140H245L244 141L245 144L248 143V142H246L247 140L250 142H251V140H253V142L256 143V146L259 145V147L257 146V149H258L257 152H254V151H256L255 144L251 145L248 143L251 146H246L243 144L244 143V142H242ZM224 141H226V142H224ZM227 142L230 144H227ZM253 142H251V143H253ZM63 144H64L63 145L64 147L71 145V143H69V144L67 143V145H66L65 139H63ZM118 144H120V145H118ZM122 144H124V145H122ZM132 144L136 145L135 147L138 149H140V148L142 149V146L144 145V148L142 149L144 152L142 150L139 151L138 149H137V151H138L137 152L135 147H133L131 149V147L134 146ZM214 144H216L217 147ZM235 144H237V145L235 146ZM262 144H263V146H262ZM137 145L139 147L140 146L141 147L139 148ZM224 145H226V146H224ZM118 146H120V147H118ZM223 146H224V148H223ZM237 146H238V148H236ZM245 146L247 148H250L251 151H248L249 149H246ZM121 147H123V148H121ZM230 147H231V149H234V148L236 150L238 149L239 150L238 153L236 150H231L229 152L228 149L230 150ZM3 148H5V149H3ZM114 148H113V150H114ZM213 148H214V150H213ZM240 148H242L243 150H241ZM251 148H253V149H251ZM259 148H261V150H259ZM130 149H131L132 153L135 154V156L138 153L136 157L134 156V154L131 153ZM145 149H146L147 153L145 152ZM147 149L148 150L150 149L149 153H148ZM222 149L224 152L222 151ZM115 150H114V153L116 155L119 152L116 153ZM124 150H126V152L130 151L131 155L129 152H127L128 154L127 153L125 154V152H123ZM245 150H247V151H245ZM252 150H254V151H252ZM235 151H236V153H235ZM43 152H45L44 154L46 155L47 151L44 150ZM139 152H142V153H139ZM207 152H208V156L206 155ZM219 152H221V153H219ZM246 152H249V153L246 155ZM250 152H251V154H250ZM252 152H253V155H252ZM65 153H68V151ZM91 153H93V152H91ZM114 153H113V155H114ZM254 153H256V154H254ZM261 153H262V155H261ZM62 154H64V153H62ZM62 154H60V155H62ZM145 154L146 155L149 154L148 155L149 157L144 156ZM161 154H162V156H161ZM220 154H222L221 157L223 159L219 156ZM258 154H260V156H258ZM60 155L58 154L57 157ZM213 155H215L214 157H216V160L213 157ZM131 156H133V157H131ZM234 156H235V158H234ZM70 157H72V155ZM161 157H162V159H161ZM208 157L209 158L211 157V158L208 159ZM145 158H147L146 159L147 163L145 160H143ZM148 158L149 159L151 158V159L149 160ZM157 158H159V159H157ZM46 159H48V156L43 157L39 160H36L32 164H34L36 162L39 163V162H45V161L51 160L50 158L48 160H46ZM64 159H65V157H62V161L60 162L61 163L60 165H62V163H64L63 166H67L66 165L67 159H65V161H64ZM218 159H222L224 162L222 160L219 161ZM249 159L251 161H249ZM255 159L257 161H254ZM148 160H149V163H148ZM151 160H152V162H151ZM205 160H207V162ZM225 160H226V162H225ZM232 160H234V161H232ZM240 160L244 161V162L242 161L243 164L244 163L248 164L247 171H245L246 169L243 170L241 168V166H240L241 164H239V163H241ZM218 161H219V164L221 163V167L219 165L217 166ZM245 161H247V162H245ZM258 161H260V162H258ZM2 162H3V164L5 163V165H6V166L4 165L5 167L2 165ZM7 163H8V166H7ZM207 163H209V164L206 165ZM213 163H215V164H213ZM222 163L226 166H229V167H226V169L228 170V173H227V171H225L226 172V174H225V172L222 171L225 176L224 175L222 176V174L220 175V172H221L220 169L221 168L223 169V167L225 168V166H222L223 165ZM232 163L236 167L234 165H232ZM255 164L260 165V170L261 169L263 170V171L261 170L262 173H259L261 171H257V172L255 171V170H259L258 169L259 165L257 167ZM143 165H144V167H143ZM151 165H153V166H151ZM214 165H215V167L212 168ZM31 166L33 167V165H31ZM57 166H58V164H56L55 167L57 168ZM230 166L232 169H230ZM233 166L236 169H234ZM253 166L255 168V170H254L255 175H257L259 177H255V176L253 177L252 176V173L250 172V168L251 167L253 168ZM147 167H150V168L148 169ZM151 167H153V168H151ZM181 167H183V168H181ZM218 167L220 168V169H217L220 171L219 172L220 177H218V174H217L218 172L216 170V168H218ZM237 167H238L240 172L238 171ZM145 168H147V169H145ZM203 168H206V169H203ZM153 169L155 170V172L153 171ZM182 169H183V171H182ZM212 169L214 170V172L212 171ZM233 169L236 172L238 171L236 175H234L235 173H232L233 175L231 174V170H233ZM188 170H192V171L190 172ZM204 170L207 171V172L205 171V173L210 172V173H208V176L210 177L209 179L207 178L208 177L207 174L204 173ZM215 170L217 173H215ZM6 171H7V173H6ZM235 171H233V172H235ZM188 172H189L190 178L188 176ZM211 172H212V175H210ZM190 173H191V175H190ZM240 173L241 174L244 173V176H247L246 178H249V179L248 180L245 179V177H243V175L240 176L241 175ZM245 173L248 175H246ZM184 174H185V176H184L185 180L183 177ZM194 175H195V177H193ZM197 176L199 179L197 178ZM201 176L203 177L202 179H201ZM215 176H217L218 178L217 177H216L217 179L214 178ZM250 176H251L252 183L250 181ZM141 177H144V178L141 179ZM230 177L231 178L234 177L236 179H233V178L231 179ZM241 177H243V178H241ZM187 178H189V179H187ZM195 178H197V179H195ZM220 178H223L224 180H222ZM253 178H254V180H253ZM255 178H256V180H255ZM140 179L141 180L144 179V181H145V182L143 181L144 184ZM145 179H147V180H145ZM242 179H243V181H242ZM188 180H190V181L188 182ZM198 180H200V182ZM221 180L225 182V183L223 182L224 185H229V186H223L222 182H220ZM226 180L227 181L229 180L228 182H230L232 180H235V181H232V183L231 182L228 183V182H226ZM246 180H247V183H246ZM258 180L260 182H258ZM133 181L129 180V182H133ZM135 182H134V184H135ZM204 182H205V180H204ZM238 182H239V184H238ZM255 182H257L258 185ZM220 183L222 186L219 185ZM234 183H236L237 186ZM242 183H244V184H242ZM245 183L248 185H245ZM249 183L251 185L252 184L253 185L251 186ZM3 184L4 183L0 184V188H1L0 189V196H1L0 197V203H2L3 201L5 203H7V199H9L11 197L13 198V196H12V193H10L11 189H9L7 186H5ZM210 184H211V182H210ZM259 184H260V186H259ZM1 185H3V186H1ZM233 186L234 187L236 186L235 190L237 193L235 192V190H233L234 189ZM240 186H242V187L245 186V187L243 188V190H239V189L237 190V188H239ZM246 186H249V187H246ZM256 186L258 188H254ZM2 187L6 188V189H3ZM226 187H228L227 190L225 189ZM230 187H231L232 193L230 191ZM242 187H240V189H242ZM259 187L261 190V191L260 190L259 191L262 193H259V191H258ZM143 188H144V191H143ZM217 188L221 190L220 193H223V195L220 196L219 195L220 193L217 194L218 193ZM247 188H248V191H247ZM252 188L254 190H251ZM46 189L50 190L49 188H46ZM262 189H263V191H262ZM224 190H226V191H224ZM244 190H246V191H244ZM233 191H234V193H233ZM242 191H244V192H242ZM254 191H258V194H260V195H257L256 194L257 192H255V195H257V197H256L254 195ZM48 192L53 193V190H50ZM139 193H141V194H139ZM243 193H244V195H242ZM224 194L231 195L230 196L231 198L234 197L235 195L237 197L235 196L234 198L230 199L229 196H227V195L224 196ZM233 194H234V196H233ZM240 195L242 197H240ZM217 196H219V198ZM222 196L224 198L226 197V198H228L232 201H235V202H237V200L239 198H241L238 200V202H237L238 204L236 205V208L239 210L238 214L233 215L231 213L233 205L229 204L231 206L230 207L228 205V203H225V202L223 203L222 200L224 198L222 199ZM244 196H245V198H244ZM252 197H256L257 199L254 198L255 199L254 200V199H252ZM258 197L260 199H258ZM119 198H123V196H120ZM130 198H131V196H130ZM134 198L136 200H134V203H133ZM137 198H138V200H137ZM236 198H238V199H236ZM246 198L247 199L250 198V200L251 201L253 200V201L248 202L249 199L246 201L245 200ZM215 199H217V200L220 199L221 201L220 200L217 201ZM241 200H245V201H241ZM4 202L2 204H0V206H1L0 207V210H1L0 216L1 217L3 216L4 220H7L9 213L5 212L3 214L2 212H4L5 210L8 211L9 203L7 204L8 206L5 207L6 204ZM218 202H221V203L218 204ZM252 203L254 205H250ZM257 203L259 205H257ZM3 204H5V205H3ZM113 204H115V208L117 206L116 209L114 208ZM216 204H218L220 207L218 205L216 206ZM225 204H227V205H225ZM55 206L57 207L58 205L55 204ZM111 207L115 211H113V209L111 210ZM128 207L125 205V207H123V209H122V206H120L119 204L112 203V205L108 208L109 214H110V210L113 211L112 214H110L108 218H110V217L111 218L114 217V218H112L113 220L111 218L110 219L107 218L104 222H102V224H101L102 229L101 230L106 231L113 224V226H111V227L114 230L110 227V229L106 231L107 234L110 233L111 237L112 236H114V237L118 236L117 238L122 239V240L118 241L120 243L115 241V244L117 243L118 247L115 244H113L115 246L114 247L112 246L113 249L112 248H111L112 250L110 249L111 252L108 250L109 255H108V253H106L107 251L105 250V248H104V250L103 249L100 250V248L98 247V250H99V251L97 250L98 261L102 260V259L99 260V258H101V256H102V258L104 257V259L102 260L103 263L106 260V262L108 261V262H111V264H114V263H112L113 261H111V260H114V262H116L115 259L123 258V257H124L123 259H125V261H127L129 259L128 256L132 257V254L134 252H135V255L137 257H142V258L144 257L141 255L142 253L139 251H141V249L144 248V245H145V247L148 245H146L144 242H142L143 240H141V238L139 236H136L137 235L136 232L139 229V227H138L140 225L139 222L140 223L144 222V220L142 221V219H144L145 217H148L146 215H148V210H149L150 205H148L143 211H141V213H140L141 215L139 214L140 219L138 217V221L136 222L137 224H133L134 226L131 225L132 227L130 226L128 228L131 231L132 236H131V234H128V233L123 234V231L126 232L125 230H127V229H125L126 224L129 221V219H127V218L130 217L129 215H130L131 208H132V207H130V205H128ZM213 207H215L214 208L215 210L212 209ZM216 207L220 208L219 211H218V208H216ZM102 208H103V206H102ZM221 208H223V212H221L222 211ZM119 209H121L122 212ZM126 209H127L128 213H127ZM118 211H120L121 213ZM226 211H227V213H226ZM116 212H118V213H116ZM189 212H190V210L187 213H189ZM213 212H214V214H213ZM119 213L121 216L119 215ZM219 213H221L220 214L221 217H219ZM222 213H223V215H222ZM242 213H244V214L242 215ZM116 214L118 215V217L119 216L120 217L115 218ZM230 215L233 217L234 221L228 220L229 218L232 220V217ZM143 216H144V218H143ZM237 216H238V218H237ZM196 217H198V215L194 214V217H192L194 219V221L192 219L191 220L197 229L198 218H196ZM218 217L220 219H218ZM222 217L225 218L227 221L225 219H222ZM227 217H228V219H227ZM240 217L242 219H239ZM244 217H246V218H244ZM55 218H53V217L49 218L48 217L47 220H49V221H47L46 219H43L44 220V221L42 220L43 226L49 225V223H53L52 226L54 228L55 227L58 228L59 227V219L57 217H55ZM67 219L69 220L68 226H70V227H72V225L75 223L76 219H77V221H76L77 223L80 222V220L77 217H73V218H71V220L73 219L72 221H74V220L75 221L73 222L72 225H70L72 222L70 220V217H67ZM114 219H117V221H120V223H119L120 225H117V226L121 229L122 233L120 232V230L118 231V228H116L115 223L118 224V222L114 221ZM217 219L220 220V222ZM0 220H3V218H1ZM50 220H55V221L57 220V221L55 222V221H50ZM111 220H112V222H111ZM212 220L216 224H213ZM86 221H88V220H86ZM106 221L108 223H106ZM217 221L222 226H223V224L226 226L228 225L227 228L225 226L222 227L219 224H217L218 223ZM228 221L230 222V224L233 222L232 223L233 229L230 227L231 226L230 224L224 223V222H228ZM242 221L245 222L244 223L245 225L242 223ZM54 222H55L56 226H55ZM221 222H223V223L221 224ZM234 222H237L238 224L237 223L234 224ZM240 222H241V224H240ZM104 223L106 226H109V227L104 226L103 225ZM212 224H213V226H212ZM236 224L238 226H240L239 229H238V226ZM122 225L124 226V228L122 227ZM214 225H215V227H214ZM216 225H219L217 227H221V229L224 228V230L222 229L223 231H220V228H217ZM50 226H45V230L47 229L46 232L48 233V231H49V233H48L49 237H51V235H52L51 233L56 232L58 230V229L55 230L54 228H52V226L50 228ZM78 226L79 225H77L75 227H76V229L79 230ZM241 226H243V227H241ZM73 227H74V225H73ZM212 227H214L215 230H213ZM228 227H230V228H228ZM258 228H261V229H258ZM50 229H51V232H50ZM175 229H177V230L175 231ZM257 229H258L259 233L256 232ZM110 230H112V231H110ZM170 230H171V228L169 229V231ZM212 230L214 233L212 232ZM216 230H218L220 233L217 234L216 232H218V231H216ZM229 230H230V232H229ZM250 230H252V231H250ZM108 231H109V233H108ZM169 231H168V233H170ZM106 232H101V236L99 238H97L98 241H96V244L98 246L100 245V242H102L103 238L107 235ZM233 232L237 233V235H235V233H233ZM114 233L116 235H114ZM117 233H120L121 237H123V238H121L119 236L120 234H117ZM134 233H135V235H134ZM222 233H224L223 237L226 238V240L224 238L220 237L222 240H220V242H219L220 238L218 236H220ZM122 234L124 236H122ZM231 234L234 236H231ZM126 235L127 236L130 235V239H128V237ZM133 235L135 236V238ZM173 235L175 237L177 235V238L173 237ZM228 235H229V237H228ZM180 236L182 238H180ZM58 238H59V236H58ZM168 238H169V241H168ZM174 238L176 241L174 240ZM123 239H125V240H123ZM134 239H136L137 241ZM179 239H181V240L179 241ZM129 240H131L132 242ZM127 241H129V242H127ZM133 241L134 242L136 241V245ZM228 241H230V242H228ZM167 242H169V243L172 242V243L169 245V243H167ZM180 242H181V244H179ZM182 242H184L185 246L183 245ZM222 242H224V243H222ZM128 243H131L134 245V246L132 245L133 249H131V247H132L131 244H130L131 247L128 246ZM158 243H159V245H158ZM120 244L125 247V248L123 247L125 250L123 248H121L122 246H120ZM162 244H163V247H162ZM190 244L194 245L193 249H192V245H190ZM197 244H199V243H197ZM206 244L208 246L211 245L210 248L207 247ZM212 244H213V247H212ZM238 244H239V246L240 245L243 246V248L245 250L251 248L250 243H248V244L238 243ZM152 245H153V247H152ZM156 245H158L159 247L158 246L156 247ZM174 245H176V246H174ZM180 245H182V247ZM204 245H206V246H204ZM127 246L129 248V250H127L128 252L126 251ZM137 246H138V248H137ZM142 246H143V248H142ZM183 246H184V248H183ZM203 246L206 249H203L204 248ZM116 247H117V249L118 248L119 249L117 250ZM171 247H174V248H171ZM176 247L178 248V250L175 249ZM200 247H202V249H200ZM114 248H115V250H114ZM136 248L139 251L134 250ZM152 248H154V249H152ZM235 248L238 249L239 247H234L233 249H235ZM121 249H123V250H121ZM171 249H173V251H171ZM102 250L104 251V253ZM130 250L133 252L132 254H130L131 253ZM116 251H117V253H116ZM129 251H130V253H129ZM136 251H138L139 254ZM113 252L116 254H118V252H119V253H121V255L118 254L120 256L117 257V255L115 254V257H114V256H112V255H114ZM123 253L125 255H123ZM157 253H155V254H157ZM209 253H211V251ZM110 254H111V256H110ZM163 254H164V256H166V258L163 256ZM103 255H105V256H103ZM135 255L133 254L134 257H136ZM111 257H114V258L111 259ZM243 258H244L243 261L241 260L242 264H251L253 262V260L251 259L252 260L251 261L249 257L247 258L246 256H244ZM247 260H248V263H246ZM102 261L99 263H102ZM166 261L169 263H167ZM261 261H263V260H260V262ZM223 262H222V264H224V263L225 264H232V263L238 264V263H240V262H234V261L233 262L225 261L224 263ZM198 263L203 264L204 261H203V263H201V261H197L194 264H198ZM211 263L212 262L206 263V261H205L204 264H211ZM148 264H158V262L157 263H148ZM171 264H175V263L171 262ZM262 264H264V262H262Z\"/></svg>",
  "mask_w": 264,
  "mask_h": 264
}]
</instances>
